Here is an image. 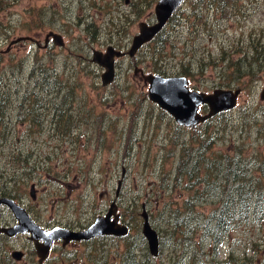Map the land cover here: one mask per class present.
Instances as JSON below:
<instances>
[{
	"label": "rangeland",
	"instance_id": "374dc122",
	"mask_svg": "<svg viewBox=\"0 0 264 264\" xmlns=\"http://www.w3.org/2000/svg\"><path fill=\"white\" fill-rule=\"evenodd\" d=\"M225 3L222 10L212 0H186L163 29L164 46L155 50V43L145 44L134 56L118 57L116 77L104 84V68L92 61L93 50L105 51L110 44L128 49L141 22L155 20L157 0H0V58H6L1 67L21 71L2 127L12 143L0 150V197L15 198L44 227L70 228L88 226L117 200L121 221L130 226L125 236L60 239L42 262L27 233H0V264H124L133 246V264H264V211H254L256 190L264 182V67L253 80L243 75L240 86L222 84L240 74L235 62L251 39L264 47V0ZM51 30L62 33L65 44L50 40L44 46ZM24 34L34 39L12 42ZM37 59L48 68L50 87L28 83ZM137 67L185 74L192 88L208 92L219 87L242 92L234 108L186 127L149 97ZM59 102L64 111L56 115ZM15 152L21 156L12 158ZM199 154L212 161L211 169L223 171L225 162H233L252 176L250 218L234 220L220 242L210 241L199 225L210 222L214 209L236 193L221 190L238 181L212 179L215 192L204 194L206 165L191 182L190 176H179L182 157ZM176 207L183 213L177 216ZM145 210L159 232L157 256L142 233ZM0 219L5 225L17 220L7 205ZM15 249L24 251L22 258L12 255Z\"/></svg>",
	"mask_w": 264,
	"mask_h": 264
},
{
	"label": "water",
	"instance_id": "95a60500",
	"mask_svg": "<svg viewBox=\"0 0 264 264\" xmlns=\"http://www.w3.org/2000/svg\"><path fill=\"white\" fill-rule=\"evenodd\" d=\"M184 0H158L155 7L156 20L154 22H141L140 31L134 36L132 45L128 51L109 45L105 51L94 49L92 60L105 67L102 73V81L107 84L116 75L115 58L125 55L128 52L134 55L136 51L148 40L152 39L169 21L176 9ZM50 37L59 45L65 44L64 37L60 32L51 30L46 35V44H49ZM32 38L21 35L13 39L17 42L21 39ZM10 49V47L8 48ZM145 81L149 83V97L157 102L162 108L174 116L177 122L184 125L196 126L198 123L207 120L215 114L234 108L237 105L239 95L242 91L239 88H215L211 92L191 88L189 78L186 75H164L161 73H144ZM264 99V86L260 93ZM207 103L209 109L202 113L200 106ZM122 180H119L121 185ZM120 187V186H119ZM35 183L32 185V195L35 196ZM119 191V189H118ZM7 205L17 218V222L10 225L2 224L0 220V233L14 236L18 233H28L35 242L36 250L40 255V262L46 258L55 240L63 239L64 243L71 240L90 239L104 234L125 235L130 231L128 224L120 221L118 205L113 201L105 214L98 215L87 227L73 229L60 225L44 227L31 216L27 208L13 197H0L1 208ZM144 223L142 233L147 238L151 254L157 256L160 252V236L158 230L152 225L149 214L145 210L142 213ZM24 251L15 249L12 255L22 258Z\"/></svg>",
	"mask_w": 264,
	"mask_h": 264
},
{
	"label": "trees",
	"instance_id": "16d2710c",
	"mask_svg": "<svg viewBox=\"0 0 264 264\" xmlns=\"http://www.w3.org/2000/svg\"><path fill=\"white\" fill-rule=\"evenodd\" d=\"M215 2L216 7L219 6L220 9H225L226 3L225 0H212ZM218 8V9H219ZM220 10V11H222ZM194 14L197 13V8L195 7L193 10ZM199 15V14H198ZM166 41V38H164L163 31L160 32L154 40L149 41V44L155 43V50L159 47L164 46V42ZM5 54H3L2 58H0V150H4L5 146L8 144L10 148V143H12V140H10L9 136H6L3 131L2 127L6 125V123L9 121L7 119V110L9 109V106L13 102V97L11 95L13 94L14 90L12 89L15 87L16 89H19V85L21 84V78H20V72L15 71L14 68L11 70L6 69L5 65L4 67H1V60L5 61L6 58L4 57ZM38 59L36 60L34 66L31 68L32 71H30V75L28 74L29 81L31 82V79H33V82H35L34 86L40 85L42 87H50V78L48 76V68L44 67L41 68L39 64L37 63ZM230 65H233L231 63ZM264 67V47L259 43L257 39H251L248 44H246L245 48L242 50L241 55L237 57V62H235V68L236 71H239L240 74H232L231 76H227L223 81V85L226 87H230L232 85L240 86L241 84V77L243 75H248L249 78L252 80L254 78H258V73L260 68ZM247 79H245L246 81ZM29 85V84H28ZM11 97V98H10ZM60 106L52 105L54 106V112L56 115H61L64 111L62 102H59ZM54 123L57 124L55 117H53ZM210 120V119H209ZM207 120V121H209ZM4 121L3 123H1ZM206 121V122H207ZM57 125L61 126V123H58ZM243 126H245L243 124ZM8 127V124H7ZM200 145V143H199ZM208 146V145H207ZM207 146L205 149H207ZM184 152L190 150V148L184 147ZM193 148V147H192ZM20 153L15 152L13 157H20ZM26 159V157H24ZM212 161H207L206 157L202 154L199 155H193L189 157L187 155L186 158L182 157V164H180V171L182 178L186 176H190L192 179L189 180V182L193 181L195 177H197L200 174V168L203 165L204 173L207 172L208 168V181L206 185L203 188V193H212L215 192L211 185V180L215 178L225 177L226 180H235L238 181L236 187H232L230 189L221 190V194L224 195V193H227L229 191H235L236 193L228 194V197L223 200L224 202L220 203L219 206H217L212 215V219L210 222H206L204 226L199 225L200 227L205 229L204 234L208 236V238L211 240H219L222 241V237L225 233H227L230 229L234 228V220H248L250 218L249 209L251 208V203L249 200H247V194L248 189L247 186L249 185L248 181L252 180V176H249V173L247 169H245L243 172L241 169L234 164L233 162L224 163V170H214L211 169ZM263 169V168H262ZM225 175V176H224ZM198 193H201L198 191ZM202 195V194H200ZM236 195V196H235ZM196 197V196H195ZM198 197V196H197ZM256 200L254 202V211L255 214L257 212H263L264 211V182L260 185V187L256 190ZM237 198V199H236ZM191 198L190 200H192ZM248 201V202H247ZM191 201V205H192ZM178 208V207H176ZM190 209L191 207L187 206V209ZM173 209V208H172ZM183 208L173 209L174 211H177V216L182 212ZM241 214L240 217H238V214ZM190 214L186 216L187 221H189ZM187 221L181 222V224L188 223ZM193 221V220H190ZM198 227V225L196 226ZM194 228H192L191 231H193ZM4 234V233H2ZM6 235V234H5ZM135 246L130 248L128 253L125 254L126 259L124 260V264H133V262L136 261L137 255L134 253ZM149 254V252H147ZM197 257L195 255V258L197 261ZM141 263V262H140Z\"/></svg>",
	"mask_w": 264,
	"mask_h": 264
},
{
	"label": "flooded vegetation",
	"instance_id": "af4514ba",
	"mask_svg": "<svg viewBox=\"0 0 264 264\" xmlns=\"http://www.w3.org/2000/svg\"><path fill=\"white\" fill-rule=\"evenodd\" d=\"M138 69H140L139 71H141L142 73L144 72V70L142 68H138Z\"/></svg>",
	"mask_w": 264,
	"mask_h": 264
}]
</instances>
